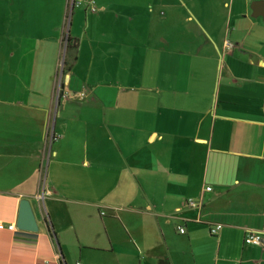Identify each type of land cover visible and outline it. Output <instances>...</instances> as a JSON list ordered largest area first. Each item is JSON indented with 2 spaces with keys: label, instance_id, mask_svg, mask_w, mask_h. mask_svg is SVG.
<instances>
[{
  "label": "crops",
  "instance_id": "crops-1",
  "mask_svg": "<svg viewBox=\"0 0 264 264\" xmlns=\"http://www.w3.org/2000/svg\"><path fill=\"white\" fill-rule=\"evenodd\" d=\"M256 1L88 2L75 33L65 0L19 2L32 74L0 97V264H264Z\"/></svg>",
  "mask_w": 264,
  "mask_h": 264
},
{
  "label": "rangeland",
  "instance_id": "rangeland-1",
  "mask_svg": "<svg viewBox=\"0 0 264 264\" xmlns=\"http://www.w3.org/2000/svg\"><path fill=\"white\" fill-rule=\"evenodd\" d=\"M20 1L21 0H0V97L5 96L4 94L9 95L10 93H15V89H17L20 93V87H17V85H19V81L25 80L26 82L30 83L31 79L32 71L27 67V63L30 60V54L28 50H31L33 46V40L31 37L18 35L22 28V24L20 23L21 19L19 16H17V8ZM98 1L112 2L114 0H74V7L72 9L69 7L66 8V26L64 27L68 30V32L69 30L74 33L81 32L84 29V14L87 12V16L91 15L88 10L85 12V7L88 2H91L92 6L95 7L97 11H99V7L97 6ZM76 3H78L77 6ZM102 22H104V20ZM26 27H32L33 29L35 24L32 22ZM63 31H65V29ZM29 33V31L25 32V36ZM65 40L66 39L62 38L63 42ZM22 43L24 44L23 50H26L27 52L22 55V60H20V56L17 60L16 54L20 55L17 53L18 45L21 46ZM63 50L64 48H61L58 65L56 67L58 75L61 76L62 73H60V70L63 72L66 64L64 63V60L66 59L65 56H69V54L72 53V50L69 52ZM10 54L11 56L13 54V56L11 57ZM4 57H8L9 59L8 66L2 64V61L5 62ZM54 72L51 76L52 78L54 77ZM55 89V96H58L56 91L57 89H60V84H57ZM29 92L30 89L24 94H28Z\"/></svg>",
  "mask_w": 264,
  "mask_h": 264
},
{
  "label": "water",
  "instance_id": "water-1",
  "mask_svg": "<svg viewBox=\"0 0 264 264\" xmlns=\"http://www.w3.org/2000/svg\"><path fill=\"white\" fill-rule=\"evenodd\" d=\"M251 10H252L253 16L262 17L263 24H264V1L253 2L251 4ZM16 228L19 230H25V231H32V232L37 231V225L33 217L31 207L29 205V202L25 199H22L19 202V209H18L17 220H16Z\"/></svg>",
  "mask_w": 264,
  "mask_h": 264
},
{
  "label": "built area",
  "instance_id": "built-area-1",
  "mask_svg": "<svg viewBox=\"0 0 264 264\" xmlns=\"http://www.w3.org/2000/svg\"><path fill=\"white\" fill-rule=\"evenodd\" d=\"M65 1H66V8L69 7L70 9H72L71 6L74 7V0H65ZM68 3H69V5H68ZM77 5H78V3H76V6ZM66 10H65V12H66ZM90 11L94 12L95 11L94 7H90ZM56 94L59 95V89H57ZM82 95L83 94L81 93L79 96H82ZM52 139L53 138L51 137V140ZM206 190H209V188H206ZM186 204L192 208H195L197 206V203L191 199H188L186 201ZM220 227H221L220 225H216L214 228L209 230V233L211 235H215L216 231L219 230ZM5 228L9 231H12L14 229V225H9L7 227H4L3 224L0 222V230H3ZM178 232H179V234H183V232H184L183 228H179ZM261 241H262L261 233H255V232H248V234L245 235L244 240H243V242L247 245H259V244H261ZM75 264H80V263L76 262Z\"/></svg>",
  "mask_w": 264,
  "mask_h": 264
},
{
  "label": "trees",
  "instance_id": "trees-1",
  "mask_svg": "<svg viewBox=\"0 0 264 264\" xmlns=\"http://www.w3.org/2000/svg\"><path fill=\"white\" fill-rule=\"evenodd\" d=\"M72 8H73V6H71ZM65 50H66V52L68 51H70L71 50V44H70V39L67 37V39H66V44H65ZM64 63H66L65 62V60H64ZM61 92L59 91V94H60ZM53 138V137H52Z\"/></svg>",
  "mask_w": 264,
  "mask_h": 264
}]
</instances>
